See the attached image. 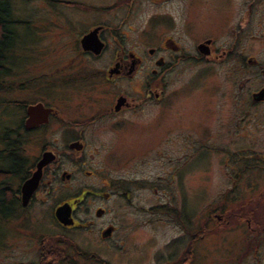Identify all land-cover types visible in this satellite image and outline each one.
I'll return each instance as SVG.
<instances>
[{
  "label": "flooded vegetation",
  "instance_id": "flooded-vegetation-1",
  "mask_svg": "<svg viewBox=\"0 0 264 264\" xmlns=\"http://www.w3.org/2000/svg\"><path fill=\"white\" fill-rule=\"evenodd\" d=\"M74 1L51 2L53 8H77L81 26L70 45L66 23L53 24L57 39L47 45V53L55 65L40 75L49 80L48 90L62 91L68 99L58 100L57 108L42 103L50 110L48 121L31 129L25 127V110L15 133L36 148L15 189L19 209L35 210V223L48 210L59 236L42 235L32 246L41 255L39 264H69V256L78 253L70 235L92 234L98 249L107 244L103 241H117L128 232L125 236L135 242L140 231L134 234L127 226L132 211L146 218L143 228L172 224L178 208L171 193L175 188L179 194L181 171L165 157L170 176L162 180V144L175 146L178 156L169 155L174 160L235 155L264 163V136H259L264 128V42L257 41L264 35V0H240L243 6L238 1L239 7L233 8L226 4L228 12L213 11V5L205 10L198 0H181L182 14L174 20L162 12L158 0H111L108 7L88 6L94 0ZM144 7L154 11L145 12ZM223 12V20H217ZM171 28L175 40L168 39ZM133 32L140 34L134 39ZM90 34L94 40L86 45L97 50L81 46V39ZM60 118L65 124L60 125ZM247 128L252 129L249 134ZM231 144L236 151L226 147ZM41 161L37 188L23 208L22 185ZM236 171L233 188L241 186L237 182L243 175L240 168ZM212 216L228 222L218 212ZM6 218L11 217L0 216L4 232L18 229V223L29 233L35 231L33 226L25 228L19 217L10 222ZM245 221L255 234L263 232V227L252 228L249 218ZM14 239L17 247L12 251L18 256L23 244ZM147 242L148 237L137 244ZM118 245L123 255L129 254V246ZM90 254H84L88 260Z\"/></svg>",
  "mask_w": 264,
  "mask_h": 264
},
{
  "label": "rangeland",
  "instance_id": "rangeland-1",
  "mask_svg": "<svg viewBox=\"0 0 264 264\" xmlns=\"http://www.w3.org/2000/svg\"><path fill=\"white\" fill-rule=\"evenodd\" d=\"M53 1L57 0H10L12 8L11 19L19 25L15 28V32L18 31L24 34H22L20 45L19 42H16L10 50L12 57L16 54L18 55L19 65H17L16 61L17 66L14 63L12 65L10 63L7 64L11 74L6 79L4 78L3 89H0V135L4 134L10 137L9 135L15 136V133L18 132L17 129L21 119L25 116L23 114L24 108L19 107L18 104L25 103L26 106L41 102L45 105L50 104L56 107L58 100L68 99L67 94L63 95L62 91L54 90L55 92L51 93L50 91H45V88L49 85V80H43L40 75L53 71L55 64H52L50 59L45 60L47 55L43 51L47 45L52 44V41L57 39V32L53 24H61V21L65 22L69 27L66 32V39L70 45H73L77 34L76 30H78L77 27L81 26L80 11L77 8L72 9L69 7L55 6L53 8L51 5ZM66 1L75 2L74 0ZM94 1H88V6L89 4H98L108 7L111 2V0ZM166 1L158 0V2L162 3V12L168 16L170 15L169 18L172 20H174V17L176 19L177 17L179 18L183 11L180 9L181 0L173 1L171 5L167 4ZM214 1L216 3L212 0H198L197 5L205 8V10L210 5H213V11L218 10V12L223 10L226 4L232 8L235 6L239 7V3L240 7L241 4L243 6L241 2L243 0ZM229 9V7H226L224 11L228 12ZM142 10L152 12L154 8L144 7ZM225 15L226 13L224 12L219 14L217 20H223ZM179 26L180 22L177 24L178 28ZM173 31L172 28L167 31L168 36H171L168 37L170 40H175L172 37L175 36ZM139 34L140 32L131 33L134 39ZM257 41L264 42V35L258 36ZM168 44L169 42L167 41L166 45ZM185 44L188 46L187 44L189 43L186 41ZM170 45L173 44L170 43L168 45L171 48ZM173 81L174 77L171 78V84ZM4 83H6V87H4ZM170 87L173 88V85ZM63 119L67 120L64 117ZM58 121H61L60 125L65 124L62 118L58 119ZM53 129L55 130L56 128ZM247 129L249 134L252 129ZM170 135H174V133ZM259 136H264V128L260 131ZM169 139L173 140L174 137ZM22 142L21 155L23 162L27 164L35 157L36 148L34 143L27 141L26 138ZM240 147L245 149L244 145ZM162 152L164 154L162 156V180H169L170 176L168 173L170 165L166 163L165 157L172 163L178 164L181 171L180 182L182 185L179 194L175 193V188L171 193L173 201L177 200L176 206L178 208L176 210V207H172L178 215L174 222L172 224L169 221L162 222V224L156 226L152 225L151 227L143 228L141 222L146 220V218L136 211H132L130 216L127 213L129 223L127 224L126 220H123V222L131 230H134V234L140 231L136 241L133 242L131 237L125 236L130 234L128 232L123 234L117 241L116 239L111 243L109 240L103 241V243L107 244L100 246L99 249L97 245L98 239L92 234L70 235V237L75 238L71 239L74 241L75 250L78 253L69 256L68 259L73 256L69 264H264V230L260 235H257L249 227L246 229L242 228L241 225L246 227V223H239L235 218L237 217L236 213H242V205L250 201L254 205L258 201L256 207L252 209L254 213L256 212V215H254L257 221L263 220L259 215L264 218V197L262 196L264 190L251 196L248 191L251 188L232 187L231 182L239 174L236 170H238L241 163V161H235L233 158L238 157L235 155H231L230 158L204 157L194 161L191 159H169L170 156H178L173 144L168 149L166 145L162 144ZM171 152H174V154ZM21 164L24 166L23 163ZM237 183L243 184L244 182L238 178ZM17 184L18 180L13 178V187L15 188ZM9 186L11 187V185ZM226 199L230 200L222 204ZM238 200H240L239 205H241V208L238 206ZM164 201L167 200L164 199ZM221 205L231 211L229 217L224 213L222 214L220 210L223 209V206ZM34 212L35 210L32 209L26 211L13 210L3 215L11 217L5 219L7 222L19 217L25 228L33 226L35 231H31V234L22 229L21 224L18 223L14 225L18 229L9 227L8 231L4 232L0 224V264H39L41 263V255L32 251V246L38 241L41 242L42 235L59 237L56 235V230L51 226L48 210L43 211L41 214L43 220L38 223H35L32 219ZM214 212H218L223 217V220L228 222L217 221L212 216ZM167 213L168 217L173 216L171 215L172 212ZM3 216L1 215V217ZM107 220L112 222L111 219ZM251 227L254 228L255 224L251 223ZM12 234L15 236H11ZM65 235L67 236L68 234ZM15 237L20 238L19 245L23 244L21 249H19L18 256L14 254L15 251H12V249L17 247ZM147 237V244L144 246L143 243L142 245L137 244V241L141 242ZM120 240L124 241L119 242ZM95 242L96 244L91 246ZM118 243L129 246V254L123 255L119 250L120 246ZM90 253H96L99 258L93 259L91 256L95 255ZM84 254H90L88 255L90 260Z\"/></svg>",
  "mask_w": 264,
  "mask_h": 264
},
{
  "label": "trees",
  "instance_id": "trees-1",
  "mask_svg": "<svg viewBox=\"0 0 264 264\" xmlns=\"http://www.w3.org/2000/svg\"><path fill=\"white\" fill-rule=\"evenodd\" d=\"M11 2L10 0H0V89H3V81L10 76V71L8 70L7 64H13L19 65V58L16 54L15 56L10 55V50L13 48V46L16 44V42H19L22 40V32H15V28L19 26L17 23H14L11 19L12 10H11ZM15 48V47H14ZM18 53V51H17ZM16 61V63H15ZM16 65V66H17ZM5 78V79H4ZM2 80V81H1ZM4 87H6V83H4ZM45 91H51L45 88ZM23 104V105H22ZM19 107L24 108L25 103L18 104ZM20 114V113H19ZM20 120V119H19ZM0 135V216L5 215L8 213L9 209L18 210L19 209V202L17 199V191L15 189L19 190L18 184L14 188L12 185L13 178L18 180L24 177V171L25 167H28V163L25 164L22 159L21 151L23 148L22 141H20L16 135ZM14 137V138H12ZM16 138V139H15ZM226 147L232 148L233 151H236L237 148L234 144H231V146L226 145ZM235 161L239 160L241 163L239 164V168L242 171L243 175H241L240 179L244 183L241 184V187L243 188H251V190L248 189L251 196H253L255 193H258L260 191L263 192L264 190V163L260 160L255 159H234ZM23 163L24 166L21 164ZM260 165L262 167H260ZM260 168L263 169L262 172H260ZM11 183V184H10ZM11 185V187L9 186ZM17 193V194H15ZM13 194H15L13 196ZM251 196H249L251 198ZM264 197V193L262 194ZM230 199H226L224 203L228 202ZM14 207H13V205ZM258 201L255 202L254 205H252V202L246 203L243 206L241 212L237 214L235 217L239 223L245 222V219H250L251 223L258 227L259 231H262L261 227L264 228V218H262L260 215L259 217L263 220L256 219L254 213V210L252 208H255ZM240 200H238V206L241 208ZM223 206V205H221ZM219 206V207H221ZM17 207V208H15ZM235 207V206H234ZM222 214H226V216L231 215V211L225 209L223 206V209L220 210ZM255 214V215H254ZM242 228L246 229L245 225H241Z\"/></svg>",
  "mask_w": 264,
  "mask_h": 264
},
{
  "label": "water",
  "instance_id": "water-1",
  "mask_svg": "<svg viewBox=\"0 0 264 264\" xmlns=\"http://www.w3.org/2000/svg\"><path fill=\"white\" fill-rule=\"evenodd\" d=\"M94 40L93 35L90 34V36H86L81 44L82 47L85 50H91L92 48H96V50L99 48L95 45H86V42H91ZM27 112V119L25 121V127L27 129H31L33 127L38 126L39 124L46 123L48 121V114L50 110L45 109L42 104H37V105H31L28 106L26 109ZM43 161H41L38 165V171L33 174L31 179L27 180L24 182L22 185V200L25 203L30 195L34 192V190L37 187L38 180L40 178V170L41 166H43Z\"/></svg>",
  "mask_w": 264,
  "mask_h": 264
}]
</instances>
